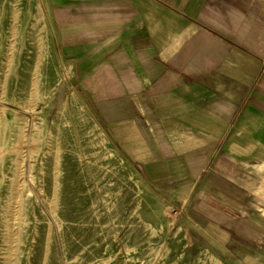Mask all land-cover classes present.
<instances>
[{
  "label": "rangeland",
  "instance_id": "rangeland-1",
  "mask_svg": "<svg viewBox=\"0 0 264 264\" xmlns=\"http://www.w3.org/2000/svg\"><path fill=\"white\" fill-rule=\"evenodd\" d=\"M64 43L47 0H0V264H264V197L191 193L178 163L152 174Z\"/></svg>",
  "mask_w": 264,
  "mask_h": 264
},
{
  "label": "crops",
  "instance_id": "crops-1",
  "mask_svg": "<svg viewBox=\"0 0 264 264\" xmlns=\"http://www.w3.org/2000/svg\"><path fill=\"white\" fill-rule=\"evenodd\" d=\"M47 5L78 85L132 158L156 176L187 167L191 193L264 197V0Z\"/></svg>",
  "mask_w": 264,
  "mask_h": 264
}]
</instances>
